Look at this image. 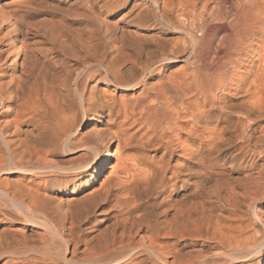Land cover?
Masks as SVG:
<instances>
[{"label":"bare ground","instance_id":"bare-ground-1","mask_svg":"<svg viewBox=\"0 0 264 264\" xmlns=\"http://www.w3.org/2000/svg\"><path fill=\"white\" fill-rule=\"evenodd\" d=\"M0 62V264H264V0H0Z\"/></svg>","mask_w":264,"mask_h":264},{"label":"rangeland","instance_id":"rangeland-1","mask_svg":"<svg viewBox=\"0 0 264 264\" xmlns=\"http://www.w3.org/2000/svg\"><path fill=\"white\" fill-rule=\"evenodd\" d=\"M123 1L129 3V8H130V5L133 4L134 0H123ZM126 7H127L126 5L122 4V6L119 8V12H118L117 15L121 16L122 12L125 10ZM127 19L129 20L130 17H128ZM110 20L115 21L116 20V16L114 15V17H112ZM66 21L69 24H71L70 26L73 29L74 28L79 29V28L90 27V24L87 23L86 21H84L83 19H80V17H77V19H76V16H74V18L72 16V18H70V17L66 18ZM171 37H173V36H171ZM187 55H188V52L185 53V54H182V55H178L177 57L175 56V58L173 57L172 58L173 60H171L172 62L170 61V63L167 64L168 65L167 72H171V71L174 72V71L178 70L180 68V66L183 65V61L186 59ZM0 65H1V62H0ZM0 68H1V66H0ZM0 71H1V69H0ZM0 74H1V72H0ZM133 92L132 91H124L125 94H129V93L132 94ZM124 93L118 92L117 95L124 94ZM181 135H182V137L185 136L184 133H181ZM178 154H179V152H177L175 154L176 156L174 158H177ZM112 162H113V160H112ZM258 207H259L260 213H262V215L264 216V195L261 196L260 198H258Z\"/></svg>","mask_w":264,"mask_h":264}]
</instances>
